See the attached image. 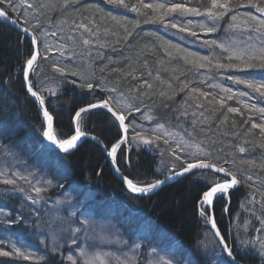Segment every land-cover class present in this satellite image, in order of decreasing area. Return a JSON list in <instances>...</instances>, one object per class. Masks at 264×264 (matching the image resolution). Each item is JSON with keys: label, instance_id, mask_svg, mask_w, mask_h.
<instances>
[{"label": "trees", "instance_id": "trees-1", "mask_svg": "<svg viewBox=\"0 0 264 264\" xmlns=\"http://www.w3.org/2000/svg\"><path fill=\"white\" fill-rule=\"evenodd\" d=\"M28 2L32 6L30 13L25 16L15 13L11 8L7 10L9 16L32 30L38 38L40 56L34 64V71L31 70L29 74L31 84L40 93L34 79L36 74L38 79H52L67 84L62 93L42 95L47 109L54 117L56 138L60 140L72 133L71 119L74 112L91 102L111 96L110 103L116 111H124V105L138 108L139 111L127 109L131 115L125 113V124L136 126L146 122L163 125L171 133L164 137L169 144L160 139L159 144L150 151L149 146L141 148L130 144L131 136L128 133L129 139L115 155L121 172L135 184L145 185L185 166V160L191 162L196 158L234 171L241 181L240 185L229 191L227 198L221 194L215 196V221L239 260L247 264H264V260L248 250L238 252L229 234L234 218L242 222L238 213H242L241 203L245 202L251 189V181L245 182V178H254L255 183H264V138L260 136L259 129L250 131L253 122L262 121L259 113L244 106L256 104L257 107H264V98L242 84H235L229 77L247 75L258 79L264 70L219 68L216 66L218 63L230 62L227 57H223L225 52L218 54V47L203 43L205 40L224 41L231 36L243 40L247 37L256 38L251 29L230 26L231 15H260L249 5V0H230L233 11L217 21V31L205 33L194 27L196 29L191 31L197 32L196 37L180 31V28L190 17L202 21L206 18V25L212 26L206 16L172 13L160 21L157 17L163 10L147 7L158 3L167 5L169 0H124L128 7H124L118 0H68L67 4L65 0ZM170 2H184L188 7L199 8L201 12L210 6V0ZM253 2L264 6V0ZM132 5H136L140 11H133ZM172 23L178 27L172 28ZM82 24L86 27H79ZM163 27L172 32H181L184 38L180 42L189 51L202 57L207 55L209 62L205 66L208 68L171 54L173 49L178 51L175 45L180 44L172 33L164 32ZM128 32L131 35H127ZM85 40L89 43L85 44ZM256 43L261 45L257 38ZM196 45L202 47L196 48ZM211 51L212 54H209ZM30 53L28 39L0 22V145L13 148L21 156L27 155L25 162L30 166L32 163V166L37 167V172L47 176L54 185L71 190L74 199L83 204V211H89L94 218L115 225L127 241L141 242L143 250L140 258L144 257V249L155 247L161 252L165 250L171 254L174 252L180 258L186 257L191 264H210L206 262L208 256L201 254L195 245L200 241L204 229H208L207 211L200 202L201 193L217 176L208 171L193 172L163 187L153 196L136 197L128 194L113 177L102 151L93 142L84 140L67 154L49 150L41 143L42 119L22 87L21 69ZM54 65L65 68V73L61 74ZM205 71L208 73L202 77ZM73 72L79 75L73 76ZM250 73L255 74L254 77ZM85 80L99 83L100 87L93 90L81 87ZM210 81L216 84H207ZM113 88L116 89L115 93L109 91ZM229 88L232 93L247 92L246 98L250 104L244 101V96L241 98L239 95L227 100L229 93L224 89ZM193 89L198 91L193 92ZM162 92L165 95L162 96ZM222 98L226 101L224 105L220 104ZM119 100L123 108L117 103ZM229 107L240 111L229 113ZM249 109H252L253 114L249 113ZM145 115L151 119H145ZM110 116L107 110L94 109L82 114L79 127L84 132L95 134L110 147L122 133L121 129L118 133ZM128 129L134 130L131 126ZM177 144L185 151L180 152L176 148ZM27 145L32 152L30 155H22L28 151ZM240 148L244 152H240ZM171 149H176L181 159L173 156ZM160 152L168 154V162L161 161L158 156ZM16 202L13 198V205ZM0 206L8 208L7 204ZM201 211L205 212L204 216ZM9 217L13 219V216ZM24 221L27 223L22 226ZM251 222L254 225L257 218L251 219ZM30 223H34V219L29 213H24L16 225L8 230V235L31 244L33 239L25 229ZM190 247L192 251L188 249ZM64 252V248L61 254L43 249L37 259L31 261L0 255V264H71L64 259Z\"/></svg>", "mask_w": 264, "mask_h": 264}, {"label": "rangeland", "instance_id": "rangeland-1", "mask_svg": "<svg viewBox=\"0 0 264 264\" xmlns=\"http://www.w3.org/2000/svg\"><path fill=\"white\" fill-rule=\"evenodd\" d=\"M13 4L14 7L11 9H13L15 13L21 14V16L30 13L29 10L32 4H30L28 0H13ZM240 17L243 18L244 16ZM188 19V22L192 21L193 25L190 27V30L196 29L194 28L197 27L195 25L202 21L201 19L191 17ZM188 22L184 21L183 27L187 26ZM203 22L206 24V18ZM162 29L164 32L167 31L168 33H172V36L179 40H177L178 44L182 45H175L178 51L173 49L170 52L171 54H177L183 59L187 58L197 65L202 63L206 65L209 62V59L208 61H204L201 55L198 56L189 51V49H186L185 45L180 42L183 41L182 38H184L181 32H172L165 27ZM198 29L200 28L198 27ZM219 42H231L239 47H244L246 43H254L257 47L261 46L256 43V38L250 40L249 37L243 40L231 36L229 39ZM190 43H192V41ZM196 46V48L202 47V45ZM217 51L218 54L223 52L220 48H218ZM192 54L193 57H191ZM209 54H212V51L209 52ZM227 55L228 54L225 53L223 57L225 58ZM232 62L234 63V61ZM205 67L208 68V66ZM207 73L206 71L203 72L202 77L207 75ZM37 77L36 74L34 79L41 95L45 94L49 96L62 93V91H64L63 88L67 86V84L54 82L52 79H38ZM240 77L251 79V77L247 75ZM207 84L214 86L216 83L210 81ZM211 85L208 87H212ZM240 97L243 98L242 96ZM244 101L247 103L249 100L244 96ZM118 102L119 106L123 108L122 102L120 100ZM249 113L253 114L252 109H249ZM158 125L159 124L153 125L142 122L136 125L134 130L128 129L126 136H128V133L130 134V144L137 145L136 147L141 146V148L151 147L148 149L151 151L159 144V140L155 139V136L162 134V131L169 133L164 126L163 130H161L157 127ZM143 129L147 132H142ZM136 133H141L149 140V143H144L142 140L135 139ZM129 138L127 137V140ZM167 144H169V142ZM26 147L28 151L22 153V155H30L32 152L28 145ZM158 156L161 157V161L165 160L168 162V160H166L168 156L167 153L164 154L160 152ZM25 160H27V155L21 156V154L15 153L13 148L11 149V147L0 145V172H6L7 178L13 179H16V177H13L12 173H20L24 176H29V174H31L29 176L31 184L25 183V181L19 179H17L16 184H6L3 182L6 177L0 176V193L2 194L0 195V205L7 204L8 207L5 208L0 206V234L2 233L4 236H0V249L13 253L8 257L23 259V257H17L15 255L14 247L24 252L33 253L35 257H38L43 249L52 251V248L57 246L58 250L56 253L62 252L64 248L65 252L63 253V257L71 264L72 262L67 260L68 255H73V257L78 259V262L82 264L84 260H96V257H99L104 264H167L168 261H171L172 264H191L186 257L183 259L174 254V252L171 254L169 251L165 250L161 252L155 247L144 249V257L143 259L140 258L141 251L143 250L141 242L127 241L125 237L120 235L121 233L115 225L112 223L108 224L109 221L102 220L101 218H94L89 211H83V204H81V201L77 202V200L74 199L71 190H64L62 186L54 185L47 176H43L37 172V167L32 166L31 162L30 166ZM158 172L161 173L160 170H158ZM217 178V181H220L219 177ZM37 181H39L37 186L44 189L39 196L31 189V185L37 184ZM250 181L249 189H251L249 190V195L245 199V202L241 203L240 208L242 213H238L242 222L240 223L234 218L230 224V240L232 241L234 239V246L238 249V252L248 250L264 260V183H255L256 179L254 180V178L250 179ZM214 182L213 179L212 183ZM238 185H240V183ZM218 195H220V193L215 194V196ZM29 196H31L32 199H29ZM222 196L225 198L228 197L227 194H223ZM13 198L17 201L16 205H13ZM33 201H35V203ZM246 204L248 205L247 210L245 209ZM73 212H75V215H72ZM24 213H29L34 219V223L28 224L29 227L25 228L27 235L33 239L31 244H27L20 239H13L8 235V230L10 231L17 223H10V221L20 220ZM248 215H251L250 218H248ZM9 216H13V219H10ZM256 218L257 222L253 225L251 219L254 220ZM83 220H87L88 224L82 227L81 221ZM26 223V221L22 222V226H25ZM207 223L208 218H206V224ZM75 228L81 229L80 232L75 234L79 248L71 243L72 230ZM199 239L200 241L197 242L195 248H197L201 254L208 256L206 257V262L210 264L226 263L209 228L204 229ZM136 245H139V247H136ZM190 248L188 249L192 251V247ZM81 250L86 251L87 255L81 256ZM28 260L31 261L33 259ZM96 264H99V261H96Z\"/></svg>", "mask_w": 264, "mask_h": 264}, {"label": "snow or ice", "instance_id": "snow-or-ice-1", "mask_svg": "<svg viewBox=\"0 0 264 264\" xmlns=\"http://www.w3.org/2000/svg\"><path fill=\"white\" fill-rule=\"evenodd\" d=\"M109 2H117V0H109ZM118 2L122 5H124V7H128L127 4H124V0H118ZM65 3L67 4L68 0H65ZM249 5L253 8H255L256 13H259L260 15H254L251 13H246L243 18H241L239 16V14L231 15L232 23L230 26L233 28L251 29L256 34V38L259 39L261 46L256 47V45L254 43H246L244 45V47H239V46L234 45L231 42H218L217 40H211V41L205 40V41H203V43L205 45L211 44L214 47H218V48L222 49L223 52L228 54L227 59L230 62L228 64H219L218 63L216 66L219 68H237V69H255V68H258V69L264 70V6H262L259 2H253V0H249ZM13 7H14L13 0H0V17H4L5 19H7L8 15H9V12L7 9L13 8ZM147 7H149V8L154 7L156 10H161V9L163 10L162 14L158 15V17H157V19L160 21H164L165 16L171 15L172 13H179L180 15L206 16L207 19L211 22L212 26H207L203 21L198 22L195 25V26L199 27L205 33L216 32L217 31V27H216L217 21L224 18L227 14H229L230 12L233 11V6L231 5L230 0H210V6L206 9H204L203 12H201V10L197 7H188L187 4L184 2H182V3H171L170 0H169L167 5L165 3H158L154 6L153 5H147ZM131 8L133 11H136V12L140 11V9L136 7V5H132ZM191 26H193L192 21H189L187 26L180 28V31L189 32L191 36L196 37L197 33L190 30ZM79 27H86V26L82 24V25H79ZM171 27L177 28L178 25L175 23H172ZM88 30L90 31V29H88ZM127 35H131V32H128ZM249 39L252 40L253 38L250 37ZM84 43L88 44L89 41L85 40ZM38 55H39V52H33L31 54L30 58H28L26 60V66L28 69L34 71L33 65H34V62L37 60ZM202 59L204 61H208L209 58L207 56H205ZM232 61H237L238 63H233ZM199 66L205 67V64L202 63ZM54 67H56V70L59 71L61 74L65 73V68L57 67L56 65H54ZM23 70L24 69L22 68L21 71H23ZM72 75L76 76V75H79V73L73 72ZM249 75H252L254 77L255 74L250 73ZM229 79H232L235 84L245 85L247 89H251L252 92L257 93V94H259V96L261 98H264V72L261 73V79H255V78L243 79L239 76L229 77ZM82 80H83V77H82ZM74 83H75V81H74ZM145 84H147V82H145ZM80 86L85 87V88L90 89V90H93L94 88L100 87V84L99 83L94 84L92 82H88L85 80L83 83H81ZM27 87H28L29 92H31V94L33 96H37V92L32 91L31 81L28 82ZM147 87L150 88L151 85H147ZM184 87L187 88L188 85L185 84ZM109 91L115 93L116 89L113 88ZM192 91L196 92L198 90L193 89ZM224 91L226 93H229V95H227V100L233 99V97L236 95L245 96V97L248 96L247 92L232 93V90L230 88L224 89ZM161 95L163 96L165 94L162 92ZM201 95L206 96L207 93H201ZM111 100H112V97L110 96L108 99H105L99 103H89L87 106L79 108V110L75 112V116H74V119L77 121V126L75 127V134L72 135L70 139H63V140H59V141L52 134L53 117H52V115L49 114L47 108H44L43 109V117L47 121V130L43 131V136L46 137L49 141L56 143L58 145V147L61 149L67 150V148L73 147L75 145L76 141L81 136L85 135V133H83L80 130L79 123H78L82 114L90 113L94 109H104V110H107L108 112H110L111 122L117 127L118 133L120 132L121 127H123V131L125 133L128 131L129 126L135 128L136 127L135 125L125 124V120H126V114L125 113L127 112V116H130L131 112L127 111V109H131L133 111H139V109L133 108L132 105H124L123 106L125 109L124 111H116L110 105ZM225 102L226 101L223 98L220 100L221 105H224ZM39 103H40V105H44V103H45V100L42 96L39 98ZM117 103H119V102H117ZM244 106H245V108L250 107V108L254 109L255 113L260 114V119L262 122L261 123L253 122L251 125L250 131L252 129H259L260 136L262 138H264V107H257L256 104H251V105L245 104ZM239 111L240 110L238 108H234V107L228 108L229 113H237ZM144 118L145 119H151V117L147 116V115H145ZM249 119H251V117H249ZM157 127L159 129L163 130V125H158ZM170 135H171V133H168L166 131H162V134L156 135L155 139H157V140L163 139L164 143L167 144L168 140L164 139V137H167ZM93 138L98 140V138H95V137H93ZM134 138L138 139V140H142L144 143H149V140L146 139L141 133H136ZM126 142H127V136L126 135L122 136L120 139H118L115 143L112 144L109 155L114 157L117 153V150L121 147L122 144H124ZM198 147L199 146H197V148ZM176 148L179 149L180 152L185 151V149L183 147H181V145H179V144L176 145ZM171 151H172L173 156H175L177 159H181V157L177 154L176 149H171ZM239 151L244 152V149L240 148ZM126 163L130 164L131 162L126 161ZM184 164L186 166L182 165L180 172H178V173L173 172L172 175H182L185 173H190L194 169H214L216 172L226 173L227 177L230 178L228 180H225V182H219V181L214 182V186H210V190L205 191L203 193L201 202L204 204L211 205L212 204V198L215 194L220 193L221 195H223V194L227 193L229 188H231V187H233V186H235L241 182L240 180L237 179V175L234 171H229L227 168H225L223 166L217 167L216 164L211 163V162L204 160V159L196 158L191 162H188L187 160H185ZM262 167H264V165H262ZM30 175L31 174H29V176ZM241 175L243 176V173H241ZM0 176L6 177L3 180V182L6 184H16L17 179L23 180V181H25V183L31 184L29 176H24L20 173H12V176L16 177V179L7 178L6 172H0ZM167 179H171V176H166L165 180H167ZM124 180L127 183V187L129 189H131L132 192H147V191H150V190L158 187L160 184L164 183L163 180H157V181H155V183L146 184L144 186H137V184L133 183L132 179H128L127 177H124ZM247 180H250V177H246L245 182H247ZM38 184H39V181H37V184L31 185L32 191L35 192L37 194V196H39V194L42 191H44L43 188L37 186ZM21 191H22V189H21ZM28 198L32 199L31 196H29ZM33 202L35 203V201H33ZM72 215H75V212H73ZM82 215H83V213H82ZM201 215L204 216L205 212L201 211ZM208 220L211 223L212 228L216 229L215 219L212 218L211 216H209ZM16 222L17 221H10V223H16ZM86 224H88L87 220L81 221L82 227ZM80 231H81L80 228H75L72 230L71 243L76 245L77 248H79V245L77 244L75 234L80 232ZM215 235L220 237V233H219L218 229L216 230ZM220 242L223 244V250L227 251L228 256L231 257L232 251L226 243H223V237H220ZM136 247H139V245H136ZM57 250H58L57 246H54L52 248L53 252H56ZM14 253L17 257H23V259H25V260L37 259V257H35V255L33 253L21 251L19 248L14 247ZM12 254L13 253L3 251L2 249H0V255L9 256ZM80 255L86 256L87 253H86V251L81 250ZM38 259H43V257H39ZM67 260L71 261L72 264H79L78 259L74 258L73 255H68ZM96 261H99V264H104V262L102 260H100L99 257H96V260L86 259L83 261V264H96ZM167 264H172V262L168 261ZM233 264H234V262H233Z\"/></svg>", "mask_w": 264, "mask_h": 264}, {"label": "water", "instance_id": "water-1", "mask_svg": "<svg viewBox=\"0 0 264 264\" xmlns=\"http://www.w3.org/2000/svg\"><path fill=\"white\" fill-rule=\"evenodd\" d=\"M0 22L3 23V24H5V25H7V26H9V27H11V28H13L14 30L18 31L19 33H21L22 35H24V36L28 39V41H29V43H30V46H31V53H30V55H29L28 58H30V56H31V54H32L33 52H39V55H40L39 45H38V38H37V36L35 35V33H34L32 30L28 29L27 27H25L24 25H22L21 23H19L17 20H15L14 18H12V17L9 16V15H8V18H7V19H5L4 17H0ZM39 55H38V57H39ZM38 57H37V59H38ZM36 61H37V60H36ZM36 61H35V62H36ZM35 62H34V64H35ZM23 69H24V70L21 71V74H22V87H23V90H24V92H25V93L31 98V100L34 102V104H35V106H36V108H37V111H38L39 115H40L41 118H42V122H43V130H42V132H41V141H42V144H43L44 146H46L47 148L53 150V151L60 152V153H65V152H68V150H70L71 148H75L79 143H81V142L84 141V140H87V141H91V142H93V143L96 144V145L100 148V150L102 151V153H103V155H104V157H105V159H106V161H107V164H108V166H109V169H110L111 174L113 175V177H114V178H115V179H116V180L122 185L123 189H124L126 192H128L129 194H131V195H133V196H136V197H150V196H153V195L156 194L158 191H160L163 187H165V186H167V185H170V184L174 183V182L177 181L179 178H181V177H183V176H186L187 174H190V173H193V172H197V171H208V172L214 173V174H216V175H220V176L224 177V180L221 181V182H225V180L230 179L229 177H227V174H226V173L216 172L214 169H194V170H192V172H190V173H185V174H182V175H172L173 172H171L170 174L166 175V176H171V179H167V180H165V177H166V176H164V177L158 179V180H163V181H164V183L160 184L158 187H156V188H154V189H152V190H150V191H147V192H132L131 189H129V188L127 187V183H126V181L124 180V177H127V176H125V175L121 172V170L119 169V167L117 166L115 156L113 157V156H110V155H109V152H110V150H111V146H110V147H107V146L102 142V140H101L100 138H98L95 134H92V133H89V132H84V131H82L83 133H85V135L81 136V137L76 141L75 145H74L73 147H71V148H67V150H64V149L59 148L58 145H57L56 143H53L52 141H49L46 137L43 136V131H46V130H47V121H46V119L43 117V109H44V108H47V107H46L45 103H44V105H40V103H39V98L41 97V94L35 89V87H34L33 85H32V91L37 92V96H33V95L31 94V92H29L27 85H28V82H29V74H30V71H31V70L27 68L26 63H25V65H24ZM102 101H103V100H102ZM94 103H96V102H94ZM87 105H88V104H86V105H84V106H82V107H85V106H87ZM111 107H112V106H111ZM80 108H81V107H80ZM112 108H113V107H112ZM113 109H114V108H113ZM47 110H48V109H47ZM78 110H79V108H78L76 111H78ZM114 110H115V109H114ZM76 111H75V112H76ZM48 112H49V111H48ZM75 112H74V114H73V116H72V119H71V129H72V133H71L70 135H68L67 137H65L64 139H70L71 136L75 134V127H76V125H75V121H76V120L74 119ZM49 114L52 115L50 112H49ZM52 117H53V115H52ZM121 129H122V135H121V137H122V136H125L126 133L123 131V127H121ZM52 134H53V136L55 137V134H54V117H53V121H52ZM93 137L98 138V140H97V139H94ZM56 139H57V138H56ZM57 140H58V139H57ZM61 140H63V139H61ZM58 141H59V140H58ZM98 141H99V142H98ZM217 167H220V166L217 165ZM180 171H181V168L178 169V170H176V171H174V172H177V173H178V172H180ZM127 178H128V177H127ZM128 179H129V178H128ZM156 181H157V180H156ZM152 183H155V181L152 182ZM137 186H144V185H137ZM210 186H214V184H211ZM210 186L207 187V189H205V190L201 193L200 201H202L203 193H204L205 191L210 190ZM237 186H238V184L235 185V186H233V187H231V188H229L228 191L235 190ZM228 191H227V192H228ZM213 198H214V196H213ZM213 198H212V204H211V205L204 204V203H202V204H203V207L205 208V210L207 211V216H208V217L211 216L212 218L215 219V217H214V212H213V202H214V201H213ZM215 222H216V221H215ZM207 226H208L209 230L211 231L213 237L215 238V240H216L218 246L220 247V249H221L223 255H224L225 258L228 260V262H229L230 264H233V262H234V264H245L244 262H242L241 260H239V259H238L233 253H232V256L229 257L227 251H224V250H223V244L220 242V237H223V235H222L221 231L219 230L217 224H216V229H213L211 223H210L209 220H208ZM217 229L219 230L220 237H218V236L215 235V232H216ZM223 243H226V244L228 245V243L226 242V240L224 239V237H223ZM228 246H229V245H228ZM229 248H230V246H229ZM230 249H231V248H230Z\"/></svg>", "mask_w": 264, "mask_h": 264}, {"label": "flooded vegetation", "instance_id": "flooded-vegetation-1", "mask_svg": "<svg viewBox=\"0 0 264 264\" xmlns=\"http://www.w3.org/2000/svg\"><path fill=\"white\" fill-rule=\"evenodd\" d=\"M217 179H218V178L216 177V178L214 179V181H217Z\"/></svg>", "mask_w": 264, "mask_h": 264}, {"label": "bare ground", "instance_id": "bare-ground-1", "mask_svg": "<svg viewBox=\"0 0 264 264\" xmlns=\"http://www.w3.org/2000/svg\"><path fill=\"white\" fill-rule=\"evenodd\" d=\"M49 111V110H48ZM39 114V113H38ZM40 116V115H39ZM40 118H41V116H40ZM42 119V118H41ZM43 123V122H42ZM55 134V133H54Z\"/></svg>", "mask_w": 264, "mask_h": 264}]
</instances>
